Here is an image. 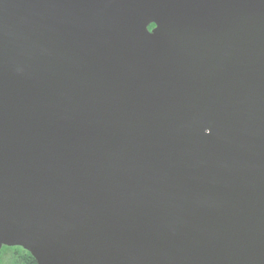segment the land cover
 <instances>
[{"label":"water","instance_id":"1","mask_svg":"<svg viewBox=\"0 0 264 264\" xmlns=\"http://www.w3.org/2000/svg\"><path fill=\"white\" fill-rule=\"evenodd\" d=\"M4 246L264 264V0H0Z\"/></svg>","mask_w":264,"mask_h":264},{"label":"trees","instance_id":"2","mask_svg":"<svg viewBox=\"0 0 264 264\" xmlns=\"http://www.w3.org/2000/svg\"><path fill=\"white\" fill-rule=\"evenodd\" d=\"M154 25H151L152 28ZM0 264H37L35 258L22 247L4 246L0 251Z\"/></svg>","mask_w":264,"mask_h":264}]
</instances>
